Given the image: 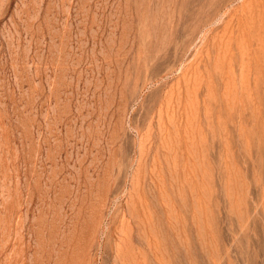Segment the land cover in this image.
Masks as SVG:
<instances>
[{
    "label": "rangeland",
    "instance_id": "rangeland-1",
    "mask_svg": "<svg viewBox=\"0 0 264 264\" xmlns=\"http://www.w3.org/2000/svg\"><path fill=\"white\" fill-rule=\"evenodd\" d=\"M0 264H264V0H0Z\"/></svg>",
    "mask_w": 264,
    "mask_h": 264
}]
</instances>
